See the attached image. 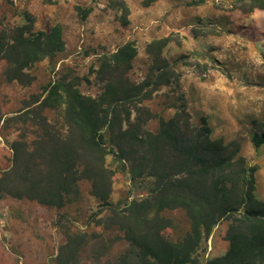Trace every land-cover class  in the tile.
<instances>
[{"label": "trees", "instance_id": "1", "mask_svg": "<svg viewBox=\"0 0 264 264\" xmlns=\"http://www.w3.org/2000/svg\"><path fill=\"white\" fill-rule=\"evenodd\" d=\"M248 1L251 5L242 10L264 9V0ZM32 22L0 28L7 81L30 84L33 76L25 68L65 50L59 24L44 31L34 30ZM167 41L165 37L147 44L151 64L141 82L127 75L136 55L132 42L101 56L96 73L102 90L94 97L80 91L76 77L60 75L47 82L45 96L26 105L36 106L32 116L17 113L24 117L19 120H29L36 129L29 140L21 134L11 144L13 160L0 173V196L61 208L80 197V180L89 181L91 195L107 210L96 224L120 231L129 245L114 264H200L195 253L202 239L223 220L229 222L228 248L206 264H264V199L255 195V167L239 155L238 144L212 138L204 118L192 123L185 103L167 120L160 119L157 130L145 126L155 115L142 102L159 85L177 79L161 56ZM45 108L58 111V119H48ZM252 143H264V132L255 134ZM110 154L134 190L123 205L109 201L115 172L106 163ZM176 208L185 211L190 229L172 241L162 233L169 220L161 212ZM63 236L55 264L75 261L76 244L86 243L85 232L67 228ZM63 252L70 259L62 262Z\"/></svg>", "mask_w": 264, "mask_h": 264}, {"label": "rangeland", "instance_id": "2", "mask_svg": "<svg viewBox=\"0 0 264 264\" xmlns=\"http://www.w3.org/2000/svg\"><path fill=\"white\" fill-rule=\"evenodd\" d=\"M250 5L248 0H0V28L29 19L34 30L49 31L59 24L65 43L52 60L44 58L24 69L33 76L28 85L7 81L2 75L6 65L0 61V173L12 164L11 144L21 134L29 140L36 129L17 113L32 116L36 106L26 105L45 96L47 82L60 75L76 77L83 94L98 95L103 84L96 73L99 59L125 42L136 47L127 75L141 82L151 64L147 44L167 37L161 56L177 79L159 85L142 102L155 115L146 128L157 130L160 119L167 120L185 103L192 123L204 118L212 138L238 144L239 155L255 167V195L264 199V143H252L255 134L264 132V9L242 10ZM43 114L51 121L59 117L49 108ZM106 163L115 170L109 201L123 205L134 194L129 176L116 170L111 154ZM78 185L80 197L61 208L0 196V264H55L67 228L87 235L86 243L76 244L78 255L70 264H114L129 245L120 231L96 224L107 210L91 195L89 181ZM161 215L169 220L162 230L167 239H182L189 231L183 209H166ZM228 224L217 223L202 239L195 253L200 264L226 252ZM66 254H61L62 262L70 259Z\"/></svg>", "mask_w": 264, "mask_h": 264}, {"label": "crops", "instance_id": "3", "mask_svg": "<svg viewBox=\"0 0 264 264\" xmlns=\"http://www.w3.org/2000/svg\"><path fill=\"white\" fill-rule=\"evenodd\" d=\"M0 61H1V62H2V61L4 62V63L2 62V63H3V66L6 65V62H5L4 60L0 59ZM3 68H4V67H3ZM3 70H4V69H3ZM2 72H3L2 75L4 76V71H2Z\"/></svg>", "mask_w": 264, "mask_h": 264}]
</instances>
